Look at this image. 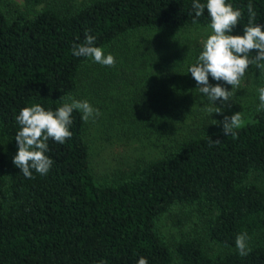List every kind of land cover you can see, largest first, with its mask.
<instances>
[{"label": "trees", "instance_id": "obj_1", "mask_svg": "<svg viewBox=\"0 0 264 264\" xmlns=\"http://www.w3.org/2000/svg\"><path fill=\"white\" fill-rule=\"evenodd\" d=\"M24 1L31 11L0 0V264H137L140 257L149 264H264L259 105L242 110V127L225 136L224 111L211 114L207 101L181 100L163 84L161 95L144 97L170 137L161 156L99 178L83 114L74 110L72 137L48 142L54 163L47 175L33 170L26 178L13 163L21 109L39 103L55 110L82 88L91 58L72 49L86 32L107 49L145 30L210 28L207 9L196 17L193 0ZM228 2L244 12L233 31L244 33L249 4L264 25V0ZM183 124H193L188 134ZM179 205L192 207L203 226L173 239L162 218ZM243 232L251 238L247 256L235 243Z\"/></svg>", "mask_w": 264, "mask_h": 264}, {"label": "rangeland", "instance_id": "obj_2", "mask_svg": "<svg viewBox=\"0 0 264 264\" xmlns=\"http://www.w3.org/2000/svg\"><path fill=\"white\" fill-rule=\"evenodd\" d=\"M14 1L17 4L12 6L31 11L24 0ZM210 34L211 28L145 30L104 49L106 55H114V67L91 59L84 71L83 86L73 98L87 100L100 111L99 116L85 121V138L92 149L93 165L99 178L114 179L127 166L152 160L170 150V137L164 128H160L163 126H160L161 121L156 123L157 114L149 111L150 106L144 101L149 94L161 95L163 84L176 90L181 100L200 98L207 101V107H215L188 73ZM231 34L244 35L241 31ZM257 52L252 50V55ZM176 70H182V74L174 79L171 76ZM209 83L213 86L219 83L231 91V85L211 76ZM259 87H264V74L250 67L232 100L223 104L218 100L216 104L222 107L224 116L229 117L242 110H251L260 104ZM164 90L168 92V89ZM192 126L183 124V133L188 134L187 129ZM200 218L192 207L179 205L162 218V225L167 235L174 239L202 229Z\"/></svg>", "mask_w": 264, "mask_h": 264}, {"label": "clouds", "instance_id": "obj_3", "mask_svg": "<svg viewBox=\"0 0 264 264\" xmlns=\"http://www.w3.org/2000/svg\"><path fill=\"white\" fill-rule=\"evenodd\" d=\"M205 8L211 18L209 27L212 34L203 43V50L196 62L188 68V73L197 82L199 91L204 94L211 105L207 111L211 114L222 113L223 109L217 106L231 101L236 90L241 84L250 67L258 69L264 74V25L256 23V13L253 6H247L248 23L244 27V35H232V31L244 16L243 10L234 7L228 0H193L192 9L196 17L204 14ZM83 43L75 45L72 52L77 57L91 58L94 62L104 66H115L113 54H105L102 47L95 46L96 37L85 33ZM258 50L252 55V50ZM209 76L216 81H224L231 85V91L219 83L215 86L209 83ZM260 104L259 110H264V87L257 89ZM62 106L53 110L45 109L41 104L21 109L16 116L20 125L15 140L18 144V152L13 158V163L26 178H34L33 170L40 175H47L54 161L46 155L49 151V140L64 144L73 133L70 126L73 123L72 114L79 110L82 119L88 121L100 115L98 108H94L87 100H77L71 96L62 97ZM244 123L240 112L232 116H225L223 131L225 136H235L237 129ZM219 143V141H215ZM250 237L247 232L240 233L236 237V248L239 255L247 256L251 251ZM137 264H149L145 257H140Z\"/></svg>", "mask_w": 264, "mask_h": 264}]
</instances>
